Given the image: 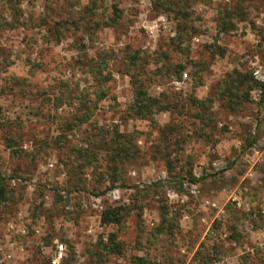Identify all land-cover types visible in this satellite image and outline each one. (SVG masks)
Listing matches in <instances>:
<instances>
[{
	"label": "rangeland",
	"instance_id": "rangeland-1",
	"mask_svg": "<svg viewBox=\"0 0 264 264\" xmlns=\"http://www.w3.org/2000/svg\"><path fill=\"white\" fill-rule=\"evenodd\" d=\"M255 68L264 0H0V264H50L57 243L74 264H264V90L221 99L228 73ZM129 73L161 102L151 118L128 114ZM95 127L134 134L138 157L114 182L100 159L77 190L72 148ZM108 206L128 213L101 225ZM113 231L122 252L100 253Z\"/></svg>",
	"mask_w": 264,
	"mask_h": 264
},
{
	"label": "trees",
	"instance_id": "trees-1",
	"mask_svg": "<svg viewBox=\"0 0 264 264\" xmlns=\"http://www.w3.org/2000/svg\"><path fill=\"white\" fill-rule=\"evenodd\" d=\"M168 6V5H167ZM172 6L169 5V8ZM15 8V7H14ZM218 21L221 30L228 31L231 26V16H228ZM137 55H131L130 60H132V66L135 67ZM186 65L177 64L175 67V74L178 78H181L182 72ZM135 71V70H134ZM130 83L133 89L132 102L129 106L128 114L132 118L136 119H148L153 116V114L161 109V102L158 98L151 96L148 93L144 79L139 77L135 73H129ZM224 92L227 95H221V99L227 97L228 101L232 103L230 105L231 111L236 110L244 100L250 99V90L255 88H261L264 90V81H256L250 71H243L234 69L232 72L228 73L225 78ZM246 84L243 94L234 93V88H239ZM226 90V91H225ZM101 92V91H100ZM97 97L92 100L91 105H86L83 100L80 99L82 107L80 109H75L72 114V119H69L67 126L69 130L81 126L89 122L91 116L96 110L97 102L104 96V92H96ZM92 108V109H90ZM95 133H90L85 137L82 144L74 145L72 148V156L74 158L75 165L71 167V185L76 186L77 190L79 188L81 180L80 175L84 172L85 168L91 167L95 170L97 164L100 163L99 160L103 158L106 161V171H101L102 178H108L110 175L111 182H114L121 174V170L127 161L134 160L138 157V151L135 147L134 134L127 132H120L117 129L114 130H104L103 128H96ZM73 163V162H72ZM193 181L194 178H190ZM70 186V185H69ZM112 187L109 186L108 190ZM7 195V182L6 177L0 173V201L5 200ZM128 213V209L121 206H108L100 213V224L110 225L119 224L125 214ZM172 222L169 221L164 211L160 212V220L156 226V233L164 232L166 229L171 228ZM100 253L105 254H119L122 252V243L116 239V233L110 232L106 242L100 240ZM102 257V254H99ZM138 263L142 264V257H136ZM61 264H74V255L71 258L64 257Z\"/></svg>",
	"mask_w": 264,
	"mask_h": 264
},
{
	"label": "built area",
	"instance_id": "built-area-1",
	"mask_svg": "<svg viewBox=\"0 0 264 264\" xmlns=\"http://www.w3.org/2000/svg\"><path fill=\"white\" fill-rule=\"evenodd\" d=\"M252 75L254 78L264 81V68H255L252 71ZM257 95H260V91L256 92ZM240 202L237 203L238 206H240ZM66 255V247L63 243H57L55 245V250L50 258V264H61L63 258Z\"/></svg>",
	"mask_w": 264,
	"mask_h": 264
},
{
	"label": "crops",
	"instance_id": "crops-1",
	"mask_svg": "<svg viewBox=\"0 0 264 264\" xmlns=\"http://www.w3.org/2000/svg\"><path fill=\"white\" fill-rule=\"evenodd\" d=\"M225 236V235H224Z\"/></svg>",
	"mask_w": 264,
	"mask_h": 264
}]
</instances>
